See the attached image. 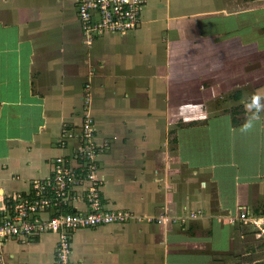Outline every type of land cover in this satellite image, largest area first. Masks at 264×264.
I'll list each match as a JSON object with an SVG mask.
<instances>
[{"label": "crops", "instance_id": "1", "mask_svg": "<svg viewBox=\"0 0 264 264\" xmlns=\"http://www.w3.org/2000/svg\"><path fill=\"white\" fill-rule=\"evenodd\" d=\"M84 103L108 138L103 202L140 218L76 229L70 264H264V238L228 220L264 219V0H146L91 43L77 0H0V217ZM57 238L2 240L0 264H55Z\"/></svg>", "mask_w": 264, "mask_h": 264}, {"label": "built area", "instance_id": "2", "mask_svg": "<svg viewBox=\"0 0 264 264\" xmlns=\"http://www.w3.org/2000/svg\"><path fill=\"white\" fill-rule=\"evenodd\" d=\"M145 3L146 0H77L84 40L91 43L104 32L124 34L133 30L141 21ZM83 107L88 109L86 103ZM96 132L95 118L88 111L79 125L61 127L58 146L63 151L52 158L50 174L33 180L27 192H13L5 199L0 241L56 232L55 264H70L71 236L76 229L140 218L129 209L109 207L103 202L101 154L108 141L97 139ZM151 218L157 222L169 219L165 212ZM235 219L252 224L256 235L264 238L262 216L240 208L236 215L228 216L231 222Z\"/></svg>", "mask_w": 264, "mask_h": 264}, {"label": "rangeland", "instance_id": "3", "mask_svg": "<svg viewBox=\"0 0 264 264\" xmlns=\"http://www.w3.org/2000/svg\"><path fill=\"white\" fill-rule=\"evenodd\" d=\"M82 33V32H81ZM105 33V32H104ZM104 33H102V34H97L98 36L97 37H101ZM111 33V32H110ZM83 36V35H82ZM97 37H94L93 38V40L92 41H94ZM84 39V38H83ZM91 41V42H92ZM86 42V41H85ZM87 43V42H86ZM256 103V102H255ZM257 104V103H256ZM235 107H239L238 105H236ZM240 108V107H239ZM83 114L85 113V111H88L89 112V110L87 109V108H85V107H83ZM240 117H243V116H240ZM81 121H82V119H81ZM96 137H97V139H102V138H106V137H103V134L100 132V130H98V127H97V132H96ZM106 139H108V138H106ZM107 148H105V150H106Z\"/></svg>", "mask_w": 264, "mask_h": 264}, {"label": "trees", "instance_id": "4", "mask_svg": "<svg viewBox=\"0 0 264 264\" xmlns=\"http://www.w3.org/2000/svg\"><path fill=\"white\" fill-rule=\"evenodd\" d=\"M232 119H233V123H236V119H235V117H234V116L232 117Z\"/></svg>", "mask_w": 264, "mask_h": 264}]
</instances>
